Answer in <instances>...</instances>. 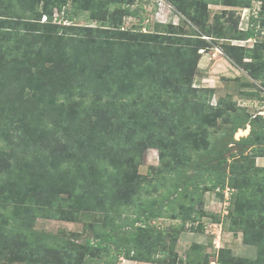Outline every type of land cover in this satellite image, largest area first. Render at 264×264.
Wrapping results in <instances>:
<instances>
[{
	"label": "trees",
	"instance_id": "trees-1",
	"mask_svg": "<svg viewBox=\"0 0 264 264\" xmlns=\"http://www.w3.org/2000/svg\"><path fill=\"white\" fill-rule=\"evenodd\" d=\"M54 1L55 7L65 6L60 5L58 0ZM252 1L169 0L192 20L195 18L190 16L191 9L187 3H192V10L198 12L199 6L206 10L208 5H241L247 8L251 6ZM40 2L41 0H0V90L4 92L3 101L9 105L7 124H3L0 129L6 127L4 143L9 142L15 149L20 143L23 145V153L26 152L25 146L31 145L38 161L42 165L46 164L45 170L43 168V178H46L43 185H47L48 191L45 193L46 197L39 194L37 197L39 202H33L35 208L45 212V216L53 213L54 218L66 222H75V214L80 209L87 212L91 208L105 213L110 209L107 202L111 198H115L117 207L138 209L137 215L133 214L132 219L124 218L123 223L115 227L113 232L96 234L95 242L88 239L81 245L75 246L73 243L81 253L95 250V259L103 264L115 262L117 264L118 257L122 255L121 230L134 228L139 234H146L152 228L150 221L160 218L162 203L155 205L156 201L153 200L140 202L136 186H131L129 181H122L125 172L138 160L140 152L151 148L158 150L160 154L161 165L158 171L162 176L161 180L171 182L175 192L172 196L186 197L195 194L199 189V183L205 175L210 176L209 174L216 175L212 186L215 189L219 187L223 191L227 184L236 189V184H241L238 186V193H234L232 199L242 220L247 206H251L245 188H257L264 194V178L247 176L246 165L238 161L239 157H245L243 154L237 155V151L253 149L264 142V119L239 114L238 110L233 109L230 115L222 118L218 103L213 107L207 102L213 98L214 91L209 88L192 87L198 64L196 56L199 46L193 49L184 48V51L182 49L174 51L171 48L169 51H161L160 47H165L166 42L158 39L157 35L154 40L137 45L127 38L128 32L121 29L103 30L104 34L98 41L90 36L67 37L64 36L65 33L63 34L67 26L61 27L52 23L53 6L50 7L52 1H47L42 7ZM116 2L129 6L133 0ZM70 10H65L69 22L73 20L69 14ZM135 15L136 12L130 14ZM259 15L264 16V3ZM255 22L254 17H251L249 28L245 32L247 39L255 35ZM90 30L88 28V32ZM197 38L196 43L200 45L207 42L205 39ZM22 51L36 54L40 59L39 67L21 70L22 73L18 76L15 75L17 68L12 64L14 67H10L11 71L7 75L8 69L3 67L4 61H14ZM252 52L254 59L258 58V61L244 63L240 67L252 80L264 85L263 58L256 49ZM248 55L249 51L241 57L236 56L247 59ZM56 62L61 64L60 68L57 67L60 74L53 70L52 64ZM37 74L39 77H35ZM8 78L12 82L8 83ZM34 94L40 95L37 97ZM162 96L168 100H163ZM22 98L25 100L22 101ZM76 98L79 99L75 100ZM25 102H32V105L34 103L41 106L49 105L47 109L53 110L46 113L42 111L29 118L24 113ZM71 102L74 104L69 106ZM59 103L62 104L55 110V104ZM206 107L210 109L208 112ZM5 108L6 106L0 103V111H4ZM220 118L222 124L227 123L229 127L225 133L218 126L217 119ZM55 122L56 129L49 126V123L53 125ZM247 125L251 127L249 135L235 141L234 133L243 129L239 130L238 134H246ZM9 126L14 127L18 137L13 138L18 143L12 142L9 138ZM216 127L218 132L221 130V141L217 136L218 142L214 143L210 138ZM1 131L0 137L3 136ZM199 141L207 143L199 145ZM228 143L232 144V148L236 147L234 152L226 147ZM202 146L220 148L212 157L193 163L191 161L193 154ZM3 150L0 152V166L3 164L6 172H0L1 200L4 192L8 191V184L3 181L11 175L8 169H11L13 160V157H8ZM254 151L255 149L252 150ZM227 154L233 160L229 165ZM12 155L19 160L18 154ZM59 158L61 159L58 160ZM213 159H216L217 163L213 164ZM226 166H229L230 175L226 172ZM75 167L80 173L74 172ZM216 168L221 171H216ZM49 169L59 175L51 180L50 176L53 173ZM190 170L193 172L192 175L189 174ZM71 175L74 179L68 182ZM60 193L67 194L69 206L74 207L73 210L67 212L62 208H56L58 205L65 207ZM218 196L221 197L220 194ZM262 200L264 201V196ZM1 206L7 208L0 203V208ZM27 208L31 210L34 207L22 199L12 207L11 218H6L0 210V240L5 239L8 244L13 243L17 238L15 232H31V229L25 226L28 219L23 211ZM190 214L188 213L189 219H185L186 221L193 218ZM52 241L50 248L43 245L42 249L36 250L39 264H62L66 262L64 260L66 257L70 258L67 260L70 264L76 262L75 252L69 254L72 246L66 243L60 245L55 239ZM138 247L143 249V254L149 251L146 249L148 247L153 253L159 251L166 255L162 261L170 260L167 264L173 263L171 259H175L167 258V245L163 241L158 244H139L133 248ZM260 252L263 250L260 249ZM130 253L124 255L134 261L135 258L130 257ZM82 257L79 264H85ZM177 259L182 260L179 257ZM185 262L199 264V260L188 256ZM219 263L234 264L233 261L227 260H220ZM250 264H264V258L259 256Z\"/></svg>",
	"mask_w": 264,
	"mask_h": 264
},
{
	"label": "rangeland",
	"instance_id": "rangeland-1",
	"mask_svg": "<svg viewBox=\"0 0 264 264\" xmlns=\"http://www.w3.org/2000/svg\"><path fill=\"white\" fill-rule=\"evenodd\" d=\"M47 1H52L50 7L55 4L54 0H41L40 6H44ZM58 3L60 5L65 4V6L61 8L53 6L52 23L61 25V27L67 26L66 31H63V34H66L64 36L67 37L82 38L90 36L98 41L104 34L103 30L121 29V31H127V38L137 45H143V42L147 40L152 41L157 35L158 39L166 42L165 47H160L161 51H169V48L174 49V51L179 49L184 51V48L193 49L199 46L198 55L196 56L198 64L191 83L192 87L197 89L209 88L214 91L213 98H210L207 102H210L213 107L218 103L217 107L223 114L222 118L230 115L233 109L238 110L239 114L264 119V85L259 81L252 80L249 74L247 75L245 70L240 67L244 63L258 61V58L254 59L253 49L259 51L264 61V16L259 15L264 0H253L251 6L247 8L241 5H208L206 11L199 6L200 10L198 12L192 10V3H187L191 9L190 16H193L195 20L180 12L169 0H133L129 6L117 4L116 0H58ZM66 9H71L69 14L72 15L73 20L70 22L67 20ZM133 12H136L137 15L130 16ZM251 17L256 20L255 35L247 39L245 32L249 28ZM44 20L43 18L42 23H44ZM88 28L91 29L90 32H88ZM197 37L205 39L207 42L200 45L196 43L195 39H198ZM247 51H249L248 58L241 59L240 57ZM236 55H240V57ZM38 62H40V59L37 58L36 54L22 51L21 55L14 61L5 60L3 67L8 69V75L11 71L10 67L15 66L17 68L15 75L19 76L22 73L21 70L27 71L32 67H39ZM46 65L49 66V64ZM52 65L53 70L60 74L58 71L61 64L56 62ZM57 67L59 68L57 69ZM33 72L38 73V71ZM51 74L54 76L53 72ZM35 77H39V74ZM10 81L11 79L8 83ZM34 95L38 97L40 94ZM3 96L4 92L0 90V103L6 106L4 111H0V127L3 124L6 125L8 119L7 109L9 105L6 104L5 100L3 101ZM162 98L168 100L165 96H162ZM77 99L79 98L75 100ZM24 100L22 98V101ZM31 103L25 102L23 104L26 105L23 107L24 113L29 118H33L39 112L46 113L53 110L52 108L47 109L49 105L44 104L41 106V104L34 103L32 105ZM67 103L64 102V104ZM61 104H55V110ZM73 104L74 102H71L68 105L72 106ZM29 108L31 110H28ZM206 109L207 112L210 110L207 107ZM222 118L217 119V122L225 133L229 127L227 123L222 124ZM56 125V122L53 125L49 123V126L55 129ZM250 128L249 125L245 127L248 130L246 134H238L239 130H243L239 129L234 133V140L239 141L241 138L247 137ZM9 129V138L12 142H17L14 139L18 137L14 127L9 126ZM0 130H2L3 135L0 137V152L4 148L3 151H6V155L13 157L14 160H11L12 167L8 169L11 174L10 177L3 181L8 184H5L8 191L4 192L2 200L0 198V203L6 205L7 208L1 206L0 210L6 218H11L12 207L22 199H25V202L34 207L31 210L27 208L23 211L28 219L25 226L30 228L31 232L18 233L14 231L18 239L16 238L13 243H9L11 246L5 239L0 240V264H39L36 250L38 248L42 249L43 245L50 248L53 239L60 245L68 244V246H72L69 254L72 255L74 251L77 260L71 264H79L78 262L82 256H84L82 260L85 264H101L102 262L94 257L95 250L81 253V250L75 246L85 243L88 239L95 242L96 234L113 232L115 227L123 223L124 218L129 217L132 219L133 214L137 215L139 210L125 206L117 207L115 198H111L107 202L110 209L105 213L91 210V208L87 212L80 209L75 214V222H66L54 218L53 213L45 216V212L35 208L33 202L38 203L37 197L39 194L45 195L48 191L47 185H43L44 179H46L43 178L46 164L42 165L38 161L31 145L25 146L26 152L23 153V145L20 143L19 146H15L17 149L12 145L10 146L9 142H5V144L4 139L6 136L4 133H6V127ZM211 134L213 135L210 139L214 143L218 142L217 136L221 141V130L218 132L217 127L216 131ZM206 143L199 141V145ZM38 145L41 146V144ZM9 146L10 149H8ZM231 146L230 143L226 144V147L234 152L236 147L233 146L232 148ZM219 148V146L218 148L202 146L193 154L191 161L197 163L212 157L213 153L219 152ZM253 149H255L254 152H252ZM253 149L248 148L237 151V155L243 154L245 157H239L238 161L246 165L245 174L247 176H261L264 178V142L255 148L253 147ZM12 154H18L19 160ZM37 156L43 160L39 153H37ZM226 159H228L227 165L233 161L228 154ZM214 163H217L216 159H213ZM160 165L161 159L158 150L143 149L138 160L130 166L131 168L125 172V175L123 174L122 181H129L131 186H136L140 202L153 200L156 201L155 205L157 203L163 205L160 218L150 221L152 228L148 233L139 234V231L134 228L121 230V237L123 238L121 240L122 255L118 257L117 264H167L170 260L162 261L166 255L159 251L153 253L147 247L146 249L149 251L143 254L142 248H133L135 245L158 244L160 241L167 245V258H175L171 259L173 261L171 264H186L185 259L187 256L199 260V264H220V260L233 261L234 264H250L259 256L264 258V201L262 200L264 194L262 190L245 188L246 193L249 194L247 197L250 199L251 206H247L241 220L234 199H232L233 194L238 193V186L241 184H236V189L231 188L228 184L223 191L219 187L215 189L212 186L216 175L209 174L210 176L205 175L199 183V189L195 194L186 197L172 196L175 192L171 182L161 180L162 176L158 171ZM48 166L50 167V164ZM225 169L230 175L229 166H226ZM217 170L221 171V169L216 168ZM49 171L53 173L50 176L51 180L59 175L52 169H49ZM0 172H6L3 164L0 166ZM74 172L80 173L76 167ZM189 174L192 175L193 172L190 170ZM126 178L128 179L126 180ZM73 179L71 175L68 182ZM244 186L246 185L244 184ZM219 194L221 197L218 196ZM60 196L64 200L63 206L65 207H59L58 205L56 208H62L67 212L73 210L74 207L69 206L67 194L60 193ZM166 198L167 200H165ZM140 202L138 203L140 204ZM115 207L117 210H115ZM188 213H191L190 215L193 217L191 221L185 220L189 219ZM73 243L76 245L74 246ZM260 249L263 250L262 253ZM124 253H130V257H134L135 260L128 259ZM92 257L94 258L90 260ZM177 257L182 260L179 261ZM68 259L70 260L69 257H66L64 259L66 262L62 261L65 262L62 264H70L67 261Z\"/></svg>",
	"mask_w": 264,
	"mask_h": 264
}]
</instances>
